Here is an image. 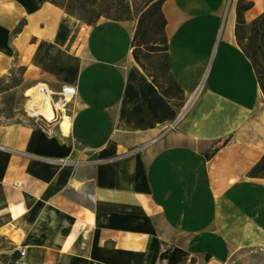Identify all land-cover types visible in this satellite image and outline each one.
<instances>
[{"label": "crops", "instance_id": "crops-1", "mask_svg": "<svg viewBox=\"0 0 264 264\" xmlns=\"http://www.w3.org/2000/svg\"><path fill=\"white\" fill-rule=\"evenodd\" d=\"M236 1L162 3L176 101L134 61L132 25L0 0V81L19 68L26 95L76 88L67 133L0 119V264H228L264 248V179L248 176L264 93ZM246 1L248 24L264 0Z\"/></svg>", "mask_w": 264, "mask_h": 264}, {"label": "rangeland", "instance_id": "rangeland-1", "mask_svg": "<svg viewBox=\"0 0 264 264\" xmlns=\"http://www.w3.org/2000/svg\"><path fill=\"white\" fill-rule=\"evenodd\" d=\"M68 15L74 17L80 24L87 26L89 23H96L102 20L109 21H123L134 28L135 32L139 18L148 11L149 7L153 6L158 0H53ZM153 15V14H151ZM146 20L148 15H146ZM151 20L155 21L156 16H152ZM139 39L135 43L138 44ZM162 45L159 46V49ZM141 52L145 54L144 46L140 48ZM154 59L161 60L164 52L155 53ZM148 71H154V66L145 63ZM11 76L0 81V119H14L15 121H25L30 124H37L44 126L48 122L42 116H36L38 112L37 106L43 102L42 97L51 95V92L46 85L38 84V86L27 91L22 85V71L17 68L13 69ZM162 84V81H161ZM61 89V88H60ZM52 92L50 96L55 101V94L60 91ZM45 91V92H44ZM47 91V92H46ZM30 97V101L27 99ZM29 101V102H28ZM70 105V104H69ZM62 113L63 118L68 120V107ZM36 117H31L29 114ZM61 116H56L53 120L55 123L60 122ZM61 121V122H62ZM65 121V120H64ZM60 125V124H59ZM228 264H264V248L255 251H242L235 255Z\"/></svg>", "mask_w": 264, "mask_h": 264}, {"label": "trees", "instance_id": "trees-1", "mask_svg": "<svg viewBox=\"0 0 264 264\" xmlns=\"http://www.w3.org/2000/svg\"><path fill=\"white\" fill-rule=\"evenodd\" d=\"M164 1L158 0L139 18L137 28L132 35L131 52L134 61L142 68L146 76L150 77L161 94L167 99L181 101L183 93L177 82L172 79L167 65V39L164 35L166 22L161 11V5ZM49 2L57 6L53 0H49ZM252 6L253 4L246 0L236 1L235 34L237 45L241 48L249 62H251L259 88L264 93V15H260V17H257L248 24L243 19L245 11ZM146 15H148L149 20H146ZM152 16H156L155 21L151 20ZM20 29L17 28L15 33L19 32ZM138 39V44L135 45ZM160 45H162V49H159ZM141 46L146 48L144 49L145 54L140 51ZM161 52H164L162 59L155 60L153 55ZM141 58L146 64L149 63L151 66H154L153 72L146 69ZM248 176L264 179V156L252 167Z\"/></svg>", "mask_w": 264, "mask_h": 264}, {"label": "built area", "instance_id": "built-area-1", "mask_svg": "<svg viewBox=\"0 0 264 264\" xmlns=\"http://www.w3.org/2000/svg\"><path fill=\"white\" fill-rule=\"evenodd\" d=\"M230 3H231V0H227L226 5L229 6ZM52 94L53 93L51 92V95ZM55 96H56L55 101L52 100V110H53V113H55V117H56V116H61L62 113L67 108V106L75 99L76 88L72 85L65 84V85L61 86L60 91L58 93H56ZM28 100L30 101V97ZM29 115L31 117H36V116H32L31 114H29ZM61 118H60V121H61ZM20 255L22 256L23 252H21Z\"/></svg>", "mask_w": 264, "mask_h": 264}, {"label": "bare ground", "instance_id": "bare-ground-1", "mask_svg": "<svg viewBox=\"0 0 264 264\" xmlns=\"http://www.w3.org/2000/svg\"><path fill=\"white\" fill-rule=\"evenodd\" d=\"M42 99H43V102H41V104L37 106L39 110L36 113V116H43V118L47 122L53 121V119L55 118V113H53V110H52V99L49 95L43 96ZM63 115H62V118H63ZM62 118H61V121H62ZM64 120L62 122L60 121V125L63 128V131L67 133L68 127H67V123H65Z\"/></svg>", "mask_w": 264, "mask_h": 264}]
</instances>
